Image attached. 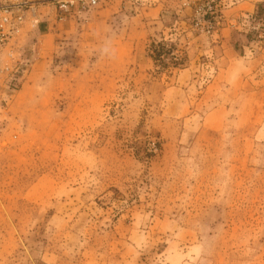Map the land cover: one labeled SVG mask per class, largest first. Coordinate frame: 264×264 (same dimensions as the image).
I'll return each mask as SVG.
<instances>
[{
  "label": "rangeland",
  "instance_id": "1",
  "mask_svg": "<svg viewBox=\"0 0 264 264\" xmlns=\"http://www.w3.org/2000/svg\"><path fill=\"white\" fill-rule=\"evenodd\" d=\"M21 2L0 264H264V0Z\"/></svg>",
  "mask_w": 264,
  "mask_h": 264
},
{
  "label": "built area",
  "instance_id": "2",
  "mask_svg": "<svg viewBox=\"0 0 264 264\" xmlns=\"http://www.w3.org/2000/svg\"><path fill=\"white\" fill-rule=\"evenodd\" d=\"M23 18L21 0H0V50L18 33Z\"/></svg>",
  "mask_w": 264,
  "mask_h": 264
},
{
  "label": "clouds",
  "instance_id": "3",
  "mask_svg": "<svg viewBox=\"0 0 264 264\" xmlns=\"http://www.w3.org/2000/svg\"><path fill=\"white\" fill-rule=\"evenodd\" d=\"M94 2V0H93ZM76 3V0H62V7L65 8V10H67V6L69 4H72V5H75ZM38 25V22L37 21H34L33 24H32V27H37ZM99 54L100 56H107L109 58H114L115 56V50L113 49L112 47V43H111V39H106L105 40V44L103 47H101L100 49L98 50H94V53L93 54Z\"/></svg>",
  "mask_w": 264,
  "mask_h": 264
},
{
  "label": "trees",
  "instance_id": "4",
  "mask_svg": "<svg viewBox=\"0 0 264 264\" xmlns=\"http://www.w3.org/2000/svg\"><path fill=\"white\" fill-rule=\"evenodd\" d=\"M160 48H157V46H155V48L152 50L153 54H151V56L154 58V60L158 59V57L161 58L163 53L165 54L167 53L164 50V46L160 45ZM175 63H178V62H175Z\"/></svg>",
  "mask_w": 264,
  "mask_h": 264
}]
</instances>
